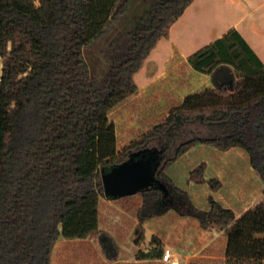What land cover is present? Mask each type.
<instances>
[{
    "label": "trees",
    "instance_id": "1",
    "mask_svg": "<svg viewBox=\"0 0 264 264\" xmlns=\"http://www.w3.org/2000/svg\"><path fill=\"white\" fill-rule=\"evenodd\" d=\"M193 1L0 0V264H52L60 238L92 235L103 238L105 257L117 260L100 227L102 174L132 151L161 149L151 141L182 123L198 122L211 134L183 141L159 169L171 195L188 196L166 174L167 165L198 142L242 148L264 183V63L236 28L188 58L203 73L230 65L236 78L187 94L161 122L118 149L110 112L138 92L134 75ZM198 167L190 177L203 183L204 165ZM139 194L141 224L176 199L156 186ZM188 202L191 209L174 205L176 211L224 230L225 264H264V198L239 218L213 198L207 210ZM148 207L153 210L144 214ZM152 242L137 259L161 257L162 242L156 236Z\"/></svg>",
    "mask_w": 264,
    "mask_h": 264
},
{
    "label": "crops",
    "instance_id": "2",
    "mask_svg": "<svg viewBox=\"0 0 264 264\" xmlns=\"http://www.w3.org/2000/svg\"><path fill=\"white\" fill-rule=\"evenodd\" d=\"M233 28H236L243 35L264 63V0H194L177 21L173 23L169 36L160 39L156 47L148 55L142 69L134 75V79L139 86L138 92L130 96V100L129 98L126 99L116 108L127 105V100L136 106L135 102L138 101L139 103L141 98L147 100L153 97V110H156V102L160 105V101L163 100L167 116L170 109L182 102L187 95L184 88L183 91L179 88L183 87L180 80L185 78V73L189 74L192 69L195 70L190 65L188 58ZM2 66V57L0 55V79ZM207 74L214 81L215 85L212 87L216 88H220L224 83L231 82L237 76L234 68L226 64L218 66L214 71ZM178 89L182 95H179ZM177 95L178 98L174 99L173 97ZM116 131L118 149L121 150L126 145L120 146L117 126ZM166 174L172 179L168 173ZM136 196L141 198V201L138 200L136 202L137 207L138 204L140 207L143 199L139 193L112 199L106 196L102 197L99 203L100 227L104 229L111 224L110 219L114 217L113 214L124 213L122 218L123 216L125 217V214H128L125 209L134 201ZM120 205L125 209L121 210L118 208ZM253 206L245 208L242 214ZM227 207L232 208L231 206ZM136 215L137 219L133 218L136 221L134 223L135 226L141 224L139 213L137 212ZM236 216L239 218L237 214ZM118 221L116 219L117 223H119ZM120 223L122 222L120 221ZM141 225L142 228L148 225L153 226L152 237L156 236L160 239L163 245V252L165 248H170L174 256L179 259V264H183L182 257L186 255L178 253L177 250L181 249L190 252L193 248H195L196 252L189 256L187 255L188 259L184 264H190L193 260H198L201 264H225L226 235L224 230L216 228L206 229V233L211 232L209 234L212 235V238L207 244L201 245L207 236H204L205 233L201 230L200 221L192 215L180 214L175 207L168 206L166 211L154 215ZM138 236L135 238V244L138 247H134L133 251L135 260H125V262L120 259L108 260L104 257L94 243V235L85 239L69 240L60 238L54 248L52 264H141L147 262L171 264L162 259L163 252L161 257L157 259H137L136 254L142 250L140 247L142 240L138 243ZM196 239L199 242L197 245L194 243ZM105 243L110 247L108 242ZM75 248L80 252L73 254L69 251V249ZM153 248L154 245H151L145 252Z\"/></svg>",
    "mask_w": 264,
    "mask_h": 264
},
{
    "label": "rangeland",
    "instance_id": "3",
    "mask_svg": "<svg viewBox=\"0 0 264 264\" xmlns=\"http://www.w3.org/2000/svg\"><path fill=\"white\" fill-rule=\"evenodd\" d=\"M185 75V78L180 80L183 87L179 89L181 91L185 89L187 94L200 92L207 87L215 85L212 77H208L209 75L207 73L197 72L192 69L191 73H185ZM179 95L182 94L179 93ZM152 98H148L147 100L141 98L139 103L138 101L135 102L136 106L127 100V105L116 108L110 112V119L116 124L118 129L121 147L124 145L127 146L132 141L139 139L145 132L150 130L153 125L161 122L166 117L167 112H165L166 106L163 104L164 101L161 100L160 105L156 102V110H153ZM173 98H178V95ZM209 134H211L210 128L198 122L182 123L177 127L175 126L172 132L163 136L160 141L153 140L150 144L161 145V150L165 153L164 159L162 160L163 165L168 158L175 155L178 146L183 141L200 135L210 136ZM202 164L204 165L203 175L206 181L197 183L190 177L191 172L199 168L198 166ZM166 173L172 177L176 186L186 191L188 194L187 197H184V194L173 193L176 197L174 202L170 200L167 201L168 206L174 207V205H176L178 209L186 211L189 208L191 209V205L188 202V200H190L195 207L207 210L210 206V199L213 198L220 201L226 207L231 206L238 217H240L245 208L255 205L264 198V183L257 171L250 164L248 154L240 147H232L228 150H223L208 142H198L186 153L171 162L170 165H167ZM211 179L220 180L222 183L221 186L219 188H214L210 182ZM173 194L171 196H173ZM138 200L141 201L140 196L135 197L134 201L127 208L129 210L123 208L122 205L118 206L121 210L125 209L128 214H125L123 218L122 215H124V213L113 214L114 217L110 219L111 224L104 228L111 236L112 243L116 246L115 253L118 254V259L124 262L125 260H135L133 251L134 247H138L135 244V238L141 233L144 235L140 244L141 249L147 251L149 247L153 245V226L148 225L142 228L141 224L137 226L134 224L136 221H134L135 219L133 218L137 217L136 213H139L141 208L139 204L138 207L136 205ZM159 204H157V206H152L155 211L160 209ZM152 207H148L147 210L143 209V213L149 214L153 210ZM116 219L119 220V223L116 222ZM120 221L122 223H120ZM206 229L209 228L202 227L201 229L203 230L202 232L205 233L204 236H207L206 240L201 245L207 244L212 238V235L209 234L211 232L208 230L209 233H206ZM102 240L103 238L100 239L99 237H95L94 243L105 257ZM197 241V239L194 240L195 245L199 243ZM69 251L73 254L80 252L77 248L69 249ZM177 252L189 256L196 252V250L193 248L190 252H187L186 250L178 249ZM186 256L182 257V261H184L183 264L186 263L188 259ZM141 264L153 263L147 262Z\"/></svg>",
    "mask_w": 264,
    "mask_h": 264
},
{
    "label": "water",
    "instance_id": "4",
    "mask_svg": "<svg viewBox=\"0 0 264 264\" xmlns=\"http://www.w3.org/2000/svg\"><path fill=\"white\" fill-rule=\"evenodd\" d=\"M161 153L156 148L132 151L125 161L103 172L105 196L110 199L131 196L156 186L168 197L170 189L158 177L162 167Z\"/></svg>",
    "mask_w": 264,
    "mask_h": 264
},
{
    "label": "built area",
    "instance_id": "5",
    "mask_svg": "<svg viewBox=\"0 0 264 264\" xmlns=\"http://www.w3.org/2000/svg\"><path fill=\"white\" fill-rule=\"evenodd\" d=\"M162 259L171 264H179V259L174 256V253L170 248H165Z\"/></svg>",
    "mask_w": 264,
    "mask_h": 264
},
{
    "label": "flooded vegetation",
    "instance_id": "6",
    "mask_svg": "<svg viewBox=\"0 0 264 264\" xmlns=\"http://www.w3.org/2000/svg\"><path fill=\"white\" fill-rule=\"evenodd\" d=\"M159 150L162 151V153H161V158H162V160H163V159H164V154H165V153H164L163 150H161V149H159ZM170 195H171V194H169L168 197H169ZM168 197H167V198H168ZM169 200H170V201H173L172 198H169Z\"/></svg>",
    "mask_w": 264,
    "mask_h": 264
}]
</instances>
